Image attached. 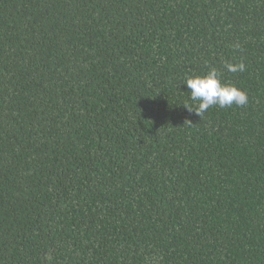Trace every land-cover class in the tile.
<instances>
[{
    "label": "trees",
    "instance_id": "obj_1",
    "mask_svg": "<svg viewBox=\"0 0 264 264\" xmlns=\"http://www.w3.org/2000/svg\"><path fill=\"white\" fill-rule=\"evenodd\" d=\"M0 264H264V0H0Z\"/></svg>",
    "mask_w": 264,
    "mask_h": 264
},
{
    "label": "clouds",
    "instance_id": "obj_2",
    "mask_svg": "<svg viewBox=\"0 0 264 264\" xmlns=\"http://www.w3.org/2000/svg\"><path fill=\"white\" fill-rule=\"evenodd\" d=\"M236 47L239 48L240 45L237 44ZM246 67L243 61L224 64V68L231 73L244 72ZM184 84L190 89V99L196 102L194 107L188 104L184 106L201 118L214 105L220 108L231 107L233 104L242 107L249 102L248 93L234 83L225 82L223 73L214 66H209L204 75L187 77Z\"/></svg>",
    "mask_w": 264,
    "mask_h": 264
}]
</instances>
